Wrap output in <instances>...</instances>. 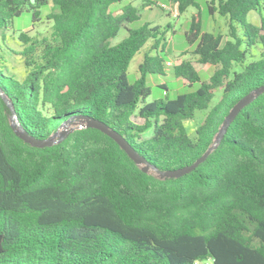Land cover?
Returning a JSON list of instances; mask_svg holds the SVG:
<instances>
[{"label":"trees","instance_id":"trees-1","mask_svg":"<svg viewBox=\"0 0 264 264\" xmlns=\"http://www.w3.org/2000/svg\"><path fill=\"white\" fill-rule=\"evenodd\" d=\"M123 1L0 0V89L37 140L87 117L159 171L191 165L230 109L264 86V0L205 1L208 16L226 20L225 40L203 30L199 0H168L178 15L197 10L184 40L199 64L215 69L202 80L193 62L180 61L173 75L196 89L168 99L163 84V97L148 103L147 78L164 74L160 52L170 26L132 28L140 8L155 3L128 2L115 14L111 8ZM49 3L48 35L13 30L23 12L33 25L40 21ZM250 12L260 14L258 25L246 21ZM121 28L125 37L112 45ZM8 31L18 33L21 50L7 45ZM147 44L130 83V61ZM13 58L22 62L21 77L9 67ZM198 112L205 115L191 136L185 122ZM10 117L0 98V264H264V93L238 113L203 163L174 179L143 173L92 128L31 147L14 134Z\"/></svg>","mask_w":264,"mask_h":264},{"label":"rangeland","instance_id":"rangeland-1","mask_svg":"<svg viewBox=\"0 0 264 264\" xmlns=\"http://www.w3.org/2000/svg\"><path fill=\"white\" fill-rule=\"evenodd\" d=\"M50 1V0H49ZM154 5L150 7L140 8L141 2L139 0H124L120 4L114 5L111 10L118 14L120 8L125 3H132L135 7L140 8V19L139 21L134 22L131 27L136 28L141 26L143 23H151L152 26H159L165 28L170 26V30L165 35V46L163 52H160V56L163 60V75H153L147 78V85L151 89L150 96L145 100L146 103L151 102L155 99L162 98L165 90L161 85L166 86V93L168 99H174L178 94L185 93L187 91H192L196 89L197 85L192 87L188 86V83L176 78L173 75V66L183 60H190L193 62L194 67L197 69L200 78L202 80L207 79L214 71V67L208 64H199L195 56L192 55V48L188 47L184 40V33L187 31L191 16L197 12L194 8H188L183 14L178 15L176 6L170 3L168 0H153ZM206 0H199L200 14L203 22V30L211 32L214 34H221L224 37V40L227 39V24L226 20L214 15L213 17L207 15ZM164 5V7H162ZM51 3L48 7L42 8V15L40 21H37L33 25L32 15L30 12H23L19 17L14 18L13 21V30L15 32H28L30 36H35L36 33L41 35H48L51 30V22L46 20L45 16L51 9ZM175 14V17H174ZM262 17L264 18V12H262ZM246 21L258 25L260 22V14L255 12H250ZM18 33H12L8 31L4 34L7 45L14 50H21V44L16 41ZM126 32L123 28L119 30L117 36L110 40L112 45L118 43L123 37H125ZM161 47V46H160ZM159 47V50H160ZM150 48V44H147L143 49H141L130 61L127 78L130 83H132L137 77V67L141 63L143 58V53ZM254 58L258 57V52L254 53ZM171 62L172 66H167L166 62ZM14 66L15 73L18 77H21L24 73V68L20 59L13 58L9 67ZM220 96V91L215 93L214 102ZM205 115V112H198L195 118L191 121H186L185 126L189 135H193L196 126L201 122ZM78 122L67 126V128L75 127ZM65 127L59 131L61 132ZM151 129L145 131L141 136L143 139H148L151 136ZM150 173L155 174L154 171ZM210 263V262H208Z\"/></svg>","mask_w":264,"mask_h":264},{"label":"water","instance_id":"water-1","mask_svg":"<svg viewBox=\"0 0 264 264\" xmlns=\"http://www.w3.org/2000/svg\"><path fill=\"white\" fill-rule=\"evenodd\" d=\"M264 93V86H261L253 91H251L249 94H247L245 97H243L241 100H239L229 111L227 116L224 118V121L219 128L218 133L216 134L213 143L211 146L207 148V150L198 158L196 159L191 165L184 166L182 168H178L175 170H167V171H159L154 166H152L150 163H148L141 155H139L134 148L116 131L109 128L106 124L103 122L91 119L87 117H82L78 119V123L75 127L67 128V126L71 125L70 122H67L66 125H62L65 128L61 132H57L50 136L47 139L44 140H37L33 138L32 136H29L19 125L18 120L16 118L14 109L10 103V101L4 96L0 89V98L3 100V102L9 107L11 110V117H10V126L14 132V134L22 140L24 143L29 144L31 147L34 148H42L46 146H51L54 143L64 139L69 133L73 132L74 130L78 129H88L92 128L95 130H98L102 134L109 137L111 140H113L119 148L127 155V157L138 167H140V170L143 173H150V171H154L155 175L159 179H169V178H179L183 175H186L190 172H192L196 167H198L201 163H203L208 155L214 151L217 146L219 145L224 133L226 132L228 126L231 124V122L235 119V117L238 115V113L246 107L248 104H250L252 101H254L260 94ZM59 137V139H57Z\"/></svg>","mask_w":264,"mask_h":264},{"label":"built area","instance_id":"built-area-1","mask_svg":"<svg viewBox=\"0 0 264 264\" xmlns=\"http://www.w3.org/2000/svg\"><path fill=\"white\" fill-rule=\"evenodd\" d=\"M162 7H164V5H162ZM174 17H175V14H174ZM166 65L167 66H172L171 62L167 61L166 62ZM195 264H200L199 262H196Z\"/></svg>","mask_w":264,"mask_h":264}]
</instances>
